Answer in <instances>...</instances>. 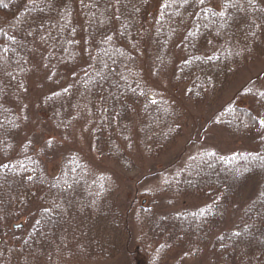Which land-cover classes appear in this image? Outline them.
I'll list each match as a JSON object with an SVG mask.
<instances>
[{
    "label": "trees",
    "instance_id": "trees-1",
    "mask_svg": "<svg viewBox=\"0 0 264 264\" xmlns=\"http://www.w3.org/2000/svg\"><path fill=\"white\" fill-rule=\"evenodd\" d=\"M177 253L264 264V0H0V264Z\"/></svg>",
    "mask_w": 264,
    "mask_h": 264
},
{
    "label": "rangeland",
    "instance_id": "rangeland-1",
    "mask_svg": "<svg viewBox=\"0 0 264 264\" xmlns=\"http://www.w3.org/2000/svg\"><path fill=\"white\" fill-rule=\"evenodd\" d=\"M262 65V64H260ZM260 65L254 66L253 68H249L250 70L248 74L241 75L239 78L240 84L247 82L251 77L256 76L260 69L262 68ZM246 71V70H245ZM231 91H227L224 94V101H227L231 96ZM239 103L242 104V102L239 101ZM188 112L185 114V120L188 123L187 128L183 131L182 138L177 141V144L175 142V147H172V149L163 156H175V154L179 153L180 150L185 149L187 152L192 151L191 149L195 148L198 145H212L217 147L220 151H234L237 148L246 147L249 148L251 145L243 142V141H234L230 140V138L224 133H220L219 131L215 130L213 127L211 128L206 123V119L210 118L209 112H205L203 108H196L193 106H190V108H187ZM58 141V139H57ZM59 142V141H58ZM200 143V144H199ZM59 145V144H58ZM79 148L81 150L86 149L84 145H80ZM188 154V153H187ZM138 156H141L140 154ZM58 162L54 161L48 164V170L51 175H55L57 169H58ZM149 164L152 163V161L148 162ZM20 222H23L22 219ZM179 255L171 256V258L168 260V264H177L179 262ZM180 264H198L197 261L191 260V261H183L180 260Z\"/></svg>",
    "mask_w": 264,
    "mask_h": 264
}]
</instances>
